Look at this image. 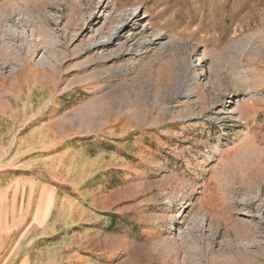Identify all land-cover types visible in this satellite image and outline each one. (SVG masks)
Returning <instances> with one entry per match:
<instances>
[{
    "label": "rangeland",
    "instance_id": "1",
    "mask_svg": "<svg viewBox=\"0 0 264 264\" xmlns=\"http://www.w3.org/2000/svg\"><path fill=\"white\" fill-rule=\"evenodd\" d=\"M0 264H264V0H0Z\"/></svg>",
    "mask_w": 264,
    "mask_h": 264
},
{
    "label": "crops",
    "instance_id": "2",
    "mask_svg": "<svg viewBox=\"0 0 264 264\" xmlns=\"http://www.w3.org/2000/svg\"><path fill=\"white\" fill-rule=\"evenodd\" d=\"M2 204H3V202H2ZM5 204H6V203H5ZM5 204H4V205H5ZM7 206H8V204H7Z\"/></svg>",
    "mask_w": 264,
    "mask_h": 264
}]
</instances>
